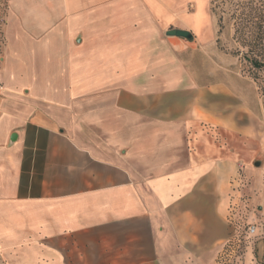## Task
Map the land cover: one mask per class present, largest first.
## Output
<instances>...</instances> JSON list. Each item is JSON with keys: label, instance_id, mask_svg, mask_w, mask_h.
I'll list each match as a JSON object with an SVG mask.
<instances>
[{"label": "crops", "instance_id": "crops-1", "mask_svg": "<svg viewBox=\"0 0 264 264\" xmlns=\"http://www.w3.org/2000/svg\"><path fill=\"white\" fill-rule=\"evenodd\" d=\"M187 1L6 0L0 264H215L236 233L243 165L264 264L252 123L230 92L220 110L223 93L178 54L190 45L167 34L215 36Z\"/></svg>", "mask_w": 264, "mask_h": 264}, {"label": "rangeland", "instance_id": "rangeland-1", "mask_svg": "<svg viewBox=\"0 0 264 264\" xmlns=\"http://www.w3.org/2000/svg\"><path fill=\"white\" fill-rule=\"evenodd\" d=\"M198 2L199 9L206 6L215 22V36L211 39L202 40L195 34L192 41L184 38L189 48L179 51L185 67L195 77L199 84L205 87L215 86L220 94L216 97V103L220 110L232 100L238 104V119L243 125L252 123L253 142L251 149L252 157L249 165L254 170L262 171L264 168V66L256 67L250 58L251 45L243 44L236 36V28L244 31L246 35L251 33L264 34V26L246 25V21L240 18L242 12H253L259 18L264 17V0H221L215 13L212 10L213 0H188ZM242 6L238 7L237 3ZM245 3V5H244ZM191 11L195 9L193 2L189 3ZM253 15V16H254ZM222 16V20H220ZM8 20V5L6 0H0V89L2 86L1 71L6 51L7 37L5 27ZM264 23V22H263ZM264 25V24H263ZM179 43H175V46ZM231 93L232 100L224 93ZM224 140L223 134L219 136ZM239 137L242 135L239 134ZM239 145L245 143L239 138ZM250 149V151H251ZM259 161V164H256ZM241 199L239 212L236 217L235 235L241 240L232 264H262L256 258L255 242L259 238L258 223L260 218L257 204L252 203L253 177L247 173L246 165L241 168ZM256 183V182H255ZM260 189L261 181H257ZM254 224L256 232L250 234L249 226ZM230 248V247H229ZM223 260L221 264H227Z\"/></svg>", "mask_w": 264, "mask_h": 264}, {"label": "trees", "instance_id": "trees-1", "mask_svg": "<svg viewBox=\"0 0 264 264\" xmlns=\"http://www.w3.org/2000/svg\"><path fill=\"white\" fill-rule=\"evenodd\" d=\"M221 0H213V6H212V10L215 13L217 12V8L218 5ZM238 7L242 6L241 3H237ZM245 5V3H244ZM253 12H242L241 11V15L240 18L243 19L244 21H246V25L249 26H264L263 22H264V17L259 18L257 15H254ZM220 20H222V16H220L219 18ZM236 36L237 38L243 43V44H250L251 45V61L252 63L256 66V67H262L264 66V34L260 33H251L250 35H246L244 31H240L239 28H236ZM234 261V260H233ZM233 263V262H232ZM231 263V264H232Z\"/></svg>", "mask_w": 264, "mask_h": 264}, {"label": "built area", "instance_id": "built-area-1", "mask_svg": "<svg viewBox=\"0 0 264 264\" xmlns=\"http://www.w3.org/2000/svg\"><path fill=\"white\" fill-rule=\"evenodd\" d=\"M239 206H240V202H239L237 208H235V210L232 212L234 214V220H236V217L238 215ZM249 232H250V234H253L256 232V226L254 224H251L249 226ZM240 245H241V240L236 235H234L233 238L228 239L224 243L222 250H221V253L218 256L215 264H221L222 261L226 260V259L228 261L227 264H231L233 262L235 256L237 255V251H238Z\"/></svg>", "mask_w": 264, "mask_h": 264}, {"label": "water", "instance_id": "water-1", "mask_svg": "<svg viewBox=\"0 0 264 264\" xmlns=\"http://www.w3.org/2000/svg\"><path fill=\"white\" fill-rule=\"evenodd\" d=\"M167 34L171 36H178V37L186 38L187 40H190V41L194 39L193 33L188 29L172 28L167 31Z\"/></svg>", "mask_w": 264, "mask_h": 264}]
</instances>
